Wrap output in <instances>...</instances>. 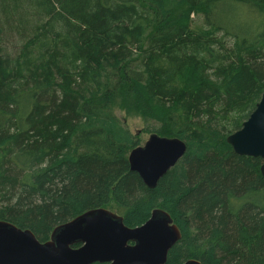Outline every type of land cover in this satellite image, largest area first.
Masks as SVG:
<instances>
[{
	"label": "trees",
	"instance_id": "1",
	"mask_svg": "<svg viewBox=\"0 0 264 264\" xmlns=\"http://www.w3.org/2000/svg\"><path fill=\"white\" fill-rule=\"evenodd\" d=\"M263 93L264 0H0V220L45 241L111 201L129 227L162 208L166 264H264V161L227 142ZM116 102L187 144L155 188Z\"/></svg>",
	"mask_w": 264,
	"mask_h": 264
},
{
	"label": "water",
	"instance_id": "2",
	"mask_svg": "<svg viewBox=\"0 0 264 264\" xmlns=\"http://www.w3.org/2000/svg\"><path fill=\"white\" fill-rule=\"evenodd\" d=\"M227 142L237 154L264 161V93ZM186 151L182 139L151 133L143 145L130 151V170L155 188ZM261 172L264 176V163ZM181 236L172 216L162 208L154 209L137 227L127 226L122 215L106 207L90 209L57 225L45 242L28 228L0 220V264H166ZM182 264L202 263L188 259Z\"/></svg>",
	"mask_w": 264,
	"mask_h": 264
},
{
	"label": "rangeland",
	"instance_id": "3",
	"mask_svg": "<svg viewBox=\"0 0 264 264\" xmlns=\"http://www.w3.org/2000/svg\"><path fill=\"white\" fill-rule=\"evenodd\" d=\"M37 17H33V22H35ZM192 20H196L195 14L191 15ZM17 18H15V21ZM200 21V19H199ZM15 25L17 23L15 22ZM3 42L9 47V52L15 54L17 49L20 47V38L18 34L13 30L7 37L5 36ZM112 110L118 116L120 120H122L126 125H128L131 132L140 139V144L143 145L149 138L150 133L145 132V124L142 118V115L139 112L135 113H127L125 108L121 105L120 102H116L112 106ZM107 209L115 212L119 215H122V211L119 209L118 204L115 201H111L109 205L106 206Z\"/></svg>",
	"mask_w": 264,
	"mask_h": 264
},
{
	"label": "flooded vegetation",
	"instance_id": "4",
	"mask_svg": "<svg viewBox=\"0 0 264 264\" xmlns=\"http://www.w3.org/2000/svg\"><path fill=\"white\" fill-rule=\"evenodd\" d=\"M71 220V219H70ZM69 221V220H68ZM67 222V221H66ZM65 223V222H64ZM62 224V223H61ZM58 225H60V224H58ZM56 227V226H55ZM54 227V228H55ZM53 228V229H54ZM53 231V230H52ZM52 231H51V233H50V235L52 234ZM49 239H50V236H49ZM49 239H47V240H49ZM40 240V239H39ZM47 240H45V241H47ZM41 242H45V241H42V240H40ZM80 245H76V246H73V247H75V248H77V247H79ZM96 264H99V263H96Z\"/></svg>",
	"mask_w": 264,
	"mask_h": 264
}]
</instances>
